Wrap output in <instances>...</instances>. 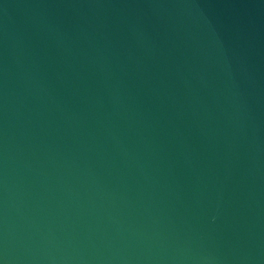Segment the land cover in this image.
Here are the masks:
<instances>
[{"label": "water", "instance_id": "1", "mask_svg": "<svg viewBox=\"0 0 264 264\" xmlns=\"http://www.w3.org/2000/svg\"><path fill=\"white\" fill-rule=\"evenodd\" d=\"M0 264H264V0H0Z\"/></svg>", "mask_w": 264, "mask_h": 264}]
</instances>
